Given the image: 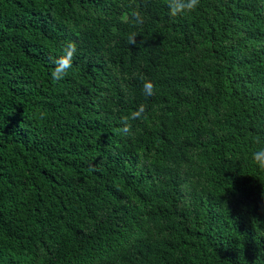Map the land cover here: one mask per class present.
<instances>
[{"label": "trees", "instance_id": "trees-1", "mask_svg": "<svg viewBox=\"0 0 264 264\" xmlns=\"http://www.w3.org/2000/svg\"><path fill=\"white\" fill-rule=\"evenodd\" d=\"M167 12L0 0V264H264V0Z\"/></svg>", "mask_w": 264, "mask_h": 264}, {"label": "clouds", "instance_id": "clouds-1", "mask_svg": "<svg viewBox=\"0 0 264 264\" xmlns=\"http://www.w3.org/2000/svg\"><path fill=\"white\" fill-rule=\"evenodd\" d=\"M200 5V0H167V9L169 17H176L178 15L189 14L195 12ZM130 23L135 27H140L143 24V15L138 10H131L129 13ZM136 32H131L128 34V43L133 44L134 37H136ZM77 54V45L75 42L67 41L62 47L61 53L53 57L50 61L51 70L50 78L59 83L67 75L68 72L73 67V57ZM142 92L145 98H150L155 94V86L150 82L145 80L142 88ZM144 109V105L141 106ZM124 134H129L130 129L125 127L119 129ZM250 160L254 168L260 172H264V146L256 148L250 155Z\"/></svg>", "mask_w": 264, "mask_h": 264}]
</instances>
